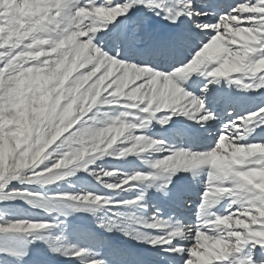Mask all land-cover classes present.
Here are the masks:
<instances>
[{
    "label": "snow or ice",
    "instance_id": "6c2138e0",
    "mask_svg": "<svg viewBox=\"0 0 264 264\" xmlns=\"http://www.w3.org/2000/svg\"><path fill=\"white\" fill-rule=\"evenodd\" d=\"M232 87L260 99L238 112ZM78 171L99 190L49 192ZM76 212L97 230L65 243ZM0 244V264H264V0H0Z\"/></svg>",
    "mask_w": 264,
    "mask_h": 264
},
{
    "label": "rangeland",
    "instance_id": "374dc122",
    "mask_svg": "<svg viewBox=\"0 0 264 264\" xmlns=\"http://www.w3.org/2000/svg\"><path fill=\"white\" fill-rule=\"evenodd\" d=\"M157 134H159V133H157ZM131 158L133 159V157H131ZM129 159H130V157H129ZM97 163H103V161L102 160L101 161H97ZM111 166L122 168V169H124L126 171L130 170L128 168V166L123 161H113ZM80 172L82 173V176H79L76 173L72 177L67 178L64 182L60 183L58 186L56 184L50 186L49 189H48L49 192H53V191L78 192L81 189L93 190L94 188L96 190H99V186L95 184V181H93L91 177L87 176L85 174V172H82V171H80ZM182 174H184V173H181L180 175H182ZM147 199H148L149 202H152L154 200L152 195H150V194L148 195ZM12 205H13V207H12L11 212H10V218H22V219L23 218H29V219H31V218L44 217V213L38 212L37 210L30 208L23 201H13ZM150 211H151V209L149 210V212ZM78 214H79L80 217H82L84 219L86 218L88 220V222L90 224V226H88L89 230H93V231L97 230L96 229V225L94 223V218L91 215L85 214L84 212H79ZM44 218H47V217H44ZM69 221H71V220H69ZM80 225L82 227H85V226H83V224H80ZM75 227L76 226H73V225L65 227L64 235L70 234L71 230L76 232ZM53 231H54V234H59L55 230H53ZM103 235L110 241V243L112 245L117 243L118 244L117 246H119V247L137 248V249L140 248V247H143V248L147 247V245H144V246L137 245L135 243V241H132V240H130L128 238L125 239L126 237H124L121 233H118V232L111 233L109 235V237H107L106 234H103ZM118 236H119V240H122L124 242H128L129 244H125L124 242L122 244H119L118 241H115V239ZM28 239H31V238L29 237ZM80 241H82V239L77 240V242H80ZM68 242L69 243H77L76 240H74L73 238H70V241H68ZM144 255L148 256V254H146V252L144 253ZM149 257H150V254H149ZM4 264H15V261H13L10 258L6 257L5 260H4ZM52 264H74V262H70L68 260H65V259L61 258L59 260H56L55 263L52 262Z\"/></svg>",
    "mask_w": 264,
    "mask_h": 264
},
{
    "label": "bare ground",
    "instance_id": "6f19581e",
    "mask_svg": "<svg viewBox=\"0 0 264 264\" xmlns=\"http://www.w3.org/2000/svg\"><path fill=\"white\" fill-rule=\"evenodd\" d=\"M225 92L235 102L234 107H235V110L236 111H243V110H245L247 108H250L254 104V102H256L258 99H260L259 97L253 96V94H251V93L239 92V91H237V89L235 87H232L230 89L229 88H225ZM130 159H132V158L130 157ZM77 174L79 176H82V173L80 171H78ZM182 175H186V174H182ZM200 179L203 180L204 177L202 176ZM152 197H153L154 200L156 199L153 195H152ZM194 199H195V197H194ZM17 201H21V200H17ZM193 212H194V207L193 208H190V209H186L182 214L186 217V219L188 221H194L195 217L192 214ZM78 213L79 212L73 213L72 215H69L67 217V220L68 221L71 220V226L72 225L73 226H76L75 227L76 232L71 230L70 231V234L65 235L66 236L65 243H69L68 241H70V238H73L74 240H76V242L79 239H82L83 240L84 237H85V235H86V233H87V231L89 230L88 226H90V224H89L88 220L86 218L84 219V218L80 217ZM85 214H87V213H85ZM80 224H83V226H85V227H82ZM99 234L100 235L106 234L107 237H109V235L111 233H103V232H100ZM125 239H127V238H125ZM115 241H118L119 244H122L124 242L122 240H119V236L115 239ZM124 243L125 244H129L128 242H124ZM114 245L117 246L118 244L115 243ZM0 246H5L6 247L8 245H6V244H0ZM14 246H20V247H22V245H14ZM150 252L151 251H148V252H146V254H148V256L150 254V257H151L152 256V252L151 253ZM144 253H142V254L144 255ZM55 261H53V262L55 263Z\"/></svg>",
    "mask_w": 264,
    "mask_h": 264
}]
</instances>
